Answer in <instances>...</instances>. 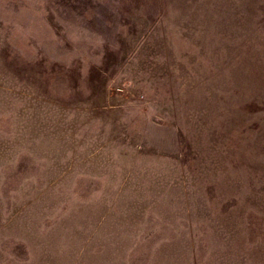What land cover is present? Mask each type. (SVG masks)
Listing matches in <instances>:
<instances>
[{
	"label": "rangeland",
	"instance_id": "1",
	"mask_svg": "<svg viewBox=\"0 0 264 264\" xmlns=\"http://www.w3.org/2000/svg\"><path fill=\"white\" fill-rule=\"evenodd\" d=\"M0 264H264V0H0Z\"/></svg>",
	"mask_w": 264,
	"mask_h": 264
}]
</instances>
